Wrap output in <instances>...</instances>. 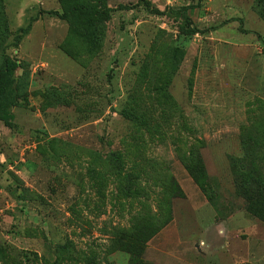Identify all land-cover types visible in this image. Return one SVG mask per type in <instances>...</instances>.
<instances>
[{"label":"rangeland","instance_id":"rangeland-1","mask_svg":"<svg viewBox=\"0 0 264 264\" xmlns=\"http://www.w3.org/2000/svg\"><path fill=\"white\" fill-rule=\"evenodd\" d=\"M4 58L0 264H264V0H0Z\"/></svg>","mask_w":264,"mask_h":264},{"label":"trees","instance_id":"trees-1","mask_svg":"<svg viewBox=\"0 0 264 264\" xmlns=\"http://www.w3.org/2000/svg\"><path fill=\"white\" fill-rule=\"evenodd\" d=\"M64 17L68 18L70 15L78 14V18L82 21V24L90 22L93 20H107L109 18V9L101 8L94 4H74L64 6ZM155 14H160L161 12L157 9H151ZM184 13V12H182ZM26 32L27 28L20 29L19 32ZM180 31L183 34L192 35L194 33H201L196 27H191V22L186 21L184 26H180ZM21 36L16 35V39ZM18 65L16 61L4 58L0 66V121L9 123L12 119V113L10 111L11 107L16 103V101L22 97L24 82L20 77H15L14 72ZM259 184V183H257Z\"/></svg>","mask_w":264,"mask_h":264}]
</instances>
